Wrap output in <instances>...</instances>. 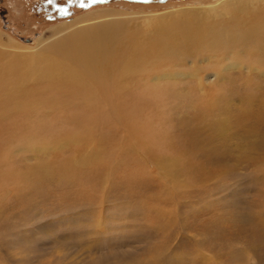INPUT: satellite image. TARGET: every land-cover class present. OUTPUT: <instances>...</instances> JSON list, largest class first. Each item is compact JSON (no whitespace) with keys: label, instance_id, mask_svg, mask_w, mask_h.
Segmentation results:
<instances>
[{"label":"rangeland","instance_id":"374dc122","mask_svg":"<svg viewBox=\"0 0 264 264\" xmlns=\"http://www.w3.org/2000/svg\"><path fill=\"white\" fill-rule=\"evenodd\" d=\"M221 1L0 0V264H264V7L205 23L201 41L180 40L200 28L176 15L179 39L147 21ZM103 11L147 24L107 79L58 45L9 53Z\"/></svg>","mask_w":264,"mask_h":264},{"label":"bare ground","instance_id":"6f19581e","mask_svg":"<svg viewBox=\"0 0 264 264\" xmlns=\"http://www.w3.org/2000/svg\"><path fill=\"white\" fill-rule=\"evenodd\" d=\"M257 4H261L264 7V0H226V1H221L219 4L215 5V6H210L208 9H199V10H189L188 12L182 11V10H177L175 12H170L167 14H163V15H158V16H154V17H148L149 20H147L149 22V26L152 29L150 34L154 35H163L165 37H167L168 39L171 38V40L173 39H179L178 37H174L171 36L170 37V28L169 26L171 25V17L168 18L169 16H177L178 21L180 20L181 25L183 27L184 24L187 25L188 24H192L195 23L197 24V26L200 28L201 26H203L205 23L211 22V21H219L216 20L217 18H222V17H235V16H242L243 12L248 11V9L252 8H256ZM187 13V14H186ZM114 12L111 11H103L102 14L101 13H97V16H100L102 18H105L107 20H98V17H94L92 19L93 22H89L91 20H89V18H84V19H80L79 21H75V23H71V24H64L61 25L57 28L53 29V40L51 42H47L45 40H42L41 38L38 39V43L37 46L33 49H30L31 52L30 54H28V52H18V50L16 49H11L9 51V53L11 54V56H16L17 59H22L23 62L24 60H27L26 57L29 56L32 59H39L43 56H46V54L53 49V47H55L56 45L59 46V48H61V53L64 55L63 56H69L70 54L68 53L69 51H72L73 55L76 56L77 58V64H75L74 66L77 67V69L82 73H85V69L86 70H90V69H97L98 70V74H96V76L94 77L96 80L98 79L99 81L107 79V76L102 77V75L105 73L107 74L108 72L106 71V68L109 67L113 60L120 54V49H119V45L123 44V43H127L129 41V38L132 36L134 37V33L137 32L138 30H145L147 24H144L142 22L136 21L134 24L130 25L129 21H123L124 19L120 18L119 16L113 15ZM196 14V16H194ZM113 16H116L119 21H113L111 18ZM146 16H144L143 18H147ZM143 18H141L143 20ZM91 19V18H90ZM114 19V18H113ZM229 19V18H227ZM226 20V19H225ZM223 20V21H225ZM230 20V19H229ZM228 20V21H229ZM146 21V22H147ZM222 21V20H221ZM256 22V21H254ZM179 23V22H178ZM183 23V24H182ZM218 23V22H217ZM226 23V22H225ZM229 24H232L231 22H228ZM220 24V23H219ZM218 24V25H219ZM130 25V26H128ZM180 25V26H181ZM185 25V26H186ZM226 25V24H224ZM256 25V24H255ZM179 26V27H180ZM194 26V24H193ZM215 26V25H214ZM180 27V29L182 28ZM196 27V26H195ZM204 27V26H203ZM201 27V28H203ZM210 29V26H208ZM219 27V26H218ZM222 27V25H221ZM260 27V26H259ZM130 28V31H129ZM178 28V27H177ZM191 27H189L190 29ZM197 29V30H187L188 33L184 34L183 36H181L180 40L182 39L183 41H201L203 39H205L206 35L207 38H210V34L209 32H207L206 34V30H201ZM213 28V26L211 27ZM217 28V27H216ZM262 28V27H261ZM260 28V29H261ZM185 29V28H184ZM206 29V27H205ZM259 29V28H258ZM211 30V29H210ZM220 31V30H219ZM182 33V32H180ZM184 33V32H183ZM263 33V32H262ZM217 34V33H216ZM215 34V35H216ZM254 35V34H253ZM158 37V36H157ZM221 37V36H220ZM260 37V36H259ZM263 37V36H262ZM215 38V37H214ZM151 39L150 36H145L144 40L149 41ZM134 40V39H133ZM178 41V40H177ZM176 41V42H177ZM208 41V40H207ZM212 41V39L210 40ZM217 41V39H216ZM131 42V40H130ZM174 42V41H173ZM185 42V43H186ZM209 42V41H208ZM245 42V41H244ZM50 45H49V44ZM165 43V42H164ZM192 43V42H191ZM197 43V42H195ZM193 43V45L195 44ZM207 43V42H206ZM256 43V42H255ZM72 44H74L73 48L71 47ZM166 46H170L172 43H166ZM201 45V43H199ZM209 44V43H208ZM212 44V43H211ZM253 44V43H252ZM49 45V46H48ZM55 45V46H54ZM61 45V46H60ZM175 45V44H174ZM221 45V44H220ZM219 45V46H220ZM1 46L3 47L4 45H2V43L0 42V48ZM7 46V45H6ZM187 46V44H186ZM218 46V45H217ZM8 47V46H7ZM199 47V46H198ZM207 47V46H206ZM213 47V46H211ZM20 48V47H19ZM9 49V47H8ZM56 49V47L54 48ZM244 49V48H243ZM242 49V50H243ZM249 49V48H248ZM20 50V49H19ZM69 50V51H68ZM247 50V48L245 49ZM251 50V49H250ZM63 51V52H62ZM65 51V52H64ZM241 51V50H240ZM248 51V50H247ZM245 52V51H244ZM262 52V51H261ZM2 53V51L0 50V54ZM131 53V50L128 54ZM216 53V52H215ZM234 53V52H233ZM248 53V52H247ZM252 53V52H251ZM259 53V52H258ZM60 54V55H62ZM191 54V53H190ZM254 54V53H253ZM59 55V53H58ZM230 55V54H229ZM232 55V54H231ZM234 56V54L232 55ZM256 56V55H255ZM258 56V55H257ZM54 57V56H52ZM57 57V56H56ZM60 57V56H59ZM3 58V57H2ZM138 58V57H137ZM58 59V58H56ZM136 59V58H135ZM134 59V60H135ZM241 59V58H240ZM259 59V58H258ZM261 59V58H260ZM61 60V59H60ZM64 60V59H63ZM14 61V60H13ZM18 61V60H16ZM54 61V60H53ZM57 61V60H56ZM59 61V60H58ZM62 61V60H61ZM117 61V60H116ZM133 61V60H132ZM189 61V60H188ZM192 61V60H191ZM199 61V60H198ZM37 62V61H36ZM39 62V61H38ZM51 62V61H50ZM68 62V61H67ZM66 62V63H67ZM256 62V61H255ZM17 63V62H16ZM40 63V62H39ZM59 63V62H58ZM65 63V64H66ZM197 63V62H196ZM249 63V62H248ZM18 64V63H17ZM24 64V63H23ZM44 64V63H42ZM46 64V63H45ZM44 64V65H45ZM64 64V63H63ZM217 64V63H216ZM231 64V63H230ZM237 61L234 64H231L229 66H227L226 68H231V67H236ZM252 64V63H251ZM21 65V63H20ZM41 65V64H40ZM48 65V64H47ZM146 65V64H145ZM29 66V63L28 65ZM56 66V65H55ZM241 66V64H240ZM254 66V65H253ZM257 66V65H256ZM36 67V66H35ZM40 67V66H38ZM42 67V66H41ZM64 68V70L66 69V72L69 73L67 64L66 67L63 65L62 66ZM124 67V66H123ZM223 68V67H222ZM232 68V69H233ZM12 69V68H11ZM20 69V67H19ZM245 69V68H244ZM253 69H258V68H253ZM21 70V69H20ZM29 70V68H28ZM34 70V69H33ZM95 70V71H97ZM144 70V69H143ZM252 70V69H251ZM31 69L29 70L30 73ZM198 71V70H196ZM33 73V71H31ZM36 72V71H34ZM48 72V78L51 80H56V81H61V83H63L64 85L68 84L69 81H71V79L66 76L62 77L64 74H67L65 72H59L58 68L57 70H53L52 71V67L49 66L47 69ZM46 72V73H47ZM52 72V73H50ZM178 72V71H177ZM18 73V72H17ZM21 73V72H20ZM25 73V72H24ZM23 74V73H22ZM34 74V73H33ZM102 74V75H101ZM109 74V73H108ZM44 75V74H42ZM113 75V74H112ZM115 75V74H114ZM194 75V74H193ZM3 76V75H2ZM31 76V75H29ZM35 76V75H33ZM160 76V75H159ZM159 76H154L153 79L154 80H158L160 77ZM187 77L190 76V74H182V73H175V74H166L164 76L161 77H165V78H177V77ZM223 76V75H222ZM111 77V76H110ZM1 78V77H0ZM24 78V77H23ZM22 78V79H23ZM30 78V77H29ZM32 78L29 79V82H32ZM205 78V77H204ZM25 79V78H24ZM35 79V78H34ZM83 79V78H82ZM217 79V78H216ZM42 80V79H41ZM120 80V79H119ZM203 79H201V86L202 89L205 88V85L202 82ZM41 81H39L40 83ZM25 83V82H24ZM34 86H37L36 84ZM19 88H21V85H18ZM17 87V88H18ZM79 88V87H77ZM17 90V89H16ZM27 91V89H26ZM51 103V102H50ZM261 115V114H260ZM260 119V118H259ZM205 120V118H204ZM259 123V122H258ZM186 124V123H185ZM260 124V123H259ZM204 125V124H203ZM202 125V126H203ZM206 125V124H205ZM198 127V126H197ZM206 127V126H205ZM204 127V128H205ZM208 127V126H207ZM203 128V127H202ZM201 128V129H202ZM188 130V129H187ZM162 131V130H161ZM168 131V130H167ZM171 131V130H170ZM168 133V132H167ZM171 133V132H170ZM169 134V133H168ZM187 134V133H186ZM166 135V134H165ZM172 136V135H171ZM183 137V136H182ZM249 139V138H248ZM169 142V141H168ZM179 143V142H178ZM255 143V142H254ZM166 144V142H165ZM164 144V146H165ZM135 146V145H134ZM170 146V145H169ZM168 146V147H169ZM136 148V147H135ZM136 151V150H135ZM148 152V151H147ZM184 153V152H183ZM94 154V153H93ZM96 154V153H95ZM94 154V157L96 156ZM182 155V154H181ZM158 157V156H157ZM95 159V158H93ZM163 160V159H162ZM166 161V160H165ZM167 162V161H166ZM164 164V163H163ZM166 165V164H165ZM173 165V164H172ZM170 166V165H169ZM165 167V166H164ZM166 168V167H165ZM170 168V167H168ZM173 169V168H171ZM165 174V173H164Z\"/></svg>","mask_w":264,"mask_h":264},{"label":"snow or ice","instance_id":"6c2138e0","mask_svg":"<svg viewBox=\"0 0 264 264\" xmlns=\"http://www.w3.org/2000/svg\"><path fill=\"white\" fill-rule=\"evenodd\" d=\"M50 4H55L56 0H48ZM70 3H79L81 7H86L89 4H96V3H101V2H108V0H69ZM59 11L64 14L66 12V9L61 8Z\"/></svg>","mask_w":264,"mask_h":264},{"label":"water","instance_id":"95a60500","mask_svg":"<svg viewBox=\"0 0 264 264\" xmlns=\"http://www.w3.org/2000/svg\"><path fill=\"white\" fill-rule=\"evenodd\" d=\"M26 41H30V39L29 38H27V39H25Z\"/></svg>","mask_w":264,"mask_h":264}]
</instances>
